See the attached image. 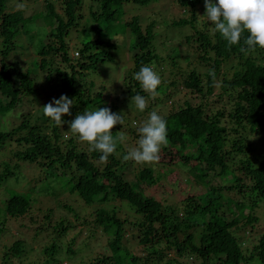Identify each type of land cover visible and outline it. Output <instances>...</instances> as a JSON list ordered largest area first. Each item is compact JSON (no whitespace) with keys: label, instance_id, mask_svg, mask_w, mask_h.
<instances>
[{"label":"trees","instance_id":"obj_1","mask_svg":"<svg viewBox=\"0 0 264 264\" xmlns=\"http://www.w3.org/2000/svg\"><path fill=\"white\" fill-rule=\"evenodd\" d=\"M8 1L0 0V187L21 168L40 169L41 175L32 176L23 192L0 199V264H56L52 236L66 232L69 223L60 218L53 227L47 224L56 209H71V200L95 204L91 222L108 236L112 255L98 256L94 264L114 259L117 264H183L182 255L188 262L198 257L201 264H250L255 259L264 264V49L243 51V39L228 47L214 26L198 27L195 9L202 0H175L192 13L188 19L165 18L162 33L155 31L154 20L143 24L137 17L120 18L124 3L143 6L157 0H55L59 8L44 0L40 14L49 23L45 43L21 67L22 61H6L32 20L23 8L7 11ZM119 47L129 59L127 69L118 63ZM72 50L78 55L70 56ZM108 62L115 64L120 79L110 96L104 89L109 83L96 88L89 72ZM145 65L162 79L154 98L134 79ZM183 89L198 101L168 106L165 100ZM137 94L150 105L134 113L140 126L154 109L168 108L161 115L168 143L159 160L148 165L124 160L123 141L101 160L67 123L57 126L43 114V107L61 95L73 101L71 115L62 117L66 121L104 108L108 101V108L120 114ZM223 96L227 103L215 109ZM25 105L29 110L13 122L10 117ZM123 121L112 129L116 138L125 137L124 130L136 131L125 117ZM158 165L188 168L200 191L186 190V183L193 184L189 179L177 184L178 174L171 170L156 174ZM167 172L170 184L182 185L184 191L174 192L162 182ZM163 189L175 193L176 201L160 202L157 194ZM24 220L39 223L27 233L33 239L41 236L46 245L28 246L25 232L8 231L14 223L27 229ZM130 241L137 251H128Z\"/></svg>","mask_w":264,"mask_h":264},{"label":"rangeland","instance_id":"obj_2","mask_svg":"<svg viewBox=\"0 0 264 264\" xmlns=\"http://www.w3.org/2000/svg\"><path fill=\"white\" fill-rule=\"evenodd\" d=\"M52 1L55 5L57 2L55 0H49ZM44 0H10L6 2L5 7L7 11H14L20 8H23L25 10L24 16L30 17L31 16V22L27 24V27L29 30L25 33L18 34V37L16 38V44L17 49L15 52H13L12 56L7 58L8 62H12L13 60H19L24 63V65H21V67L26 66L27 61H29L32 57H35V52L37 51L40 43H45V37L44 34L49 30V23L46 21L43 17V14H40L41 12H44ZM205 3L204 0H202L197 8L195 9L196 14V25L198 27H203V23L206 22V18L203 16L205 13L204 7ZM57 8L58 4H57ZM204 10V12L202 11ZM59 12H61V9H58ZM85 11V8H84ZM192 12L183 10L182 7H180L175 0H157L152 1L151 3L147 5H140V4H134L132 2H127L123 4L122 11L120 12V18L121 20H128L131 17H137L140 23L145 24V21L154 20L156 22L155 25V31H158L159 33L163 32V27H161V22L165 20V18H169L172 20L173 18H178L179 16H184L185 19H188ZM30 15V16H29ZM210 25L209 23H207ZM166 28V27H165ZM188 29V26L183 28L182 30L186 32ZM169 30L165 29V32L162 34V36H166L168 34ZM75 36V35H74ZM126 35L124 34V37ZM120 37V36H119ZM42 41V42H41ZM181 41V38H180ZM74 43H77L76 41L71 42V46L74 47ZM183 43V38H182ZM71 47V48H72ZM73 53L76 50H72ZM78 51V50H77ZM71 52L70 56L73 54ZM118 53V63L119 65L126 66L125 68H128L126 53L124 50V47H119L117 50ZM127 60V61H126ZM182 66L185 65V63H181ZM125 69V70H126ZM90 77H92L93 82L97 87H99V83L105 82V84L109 83V86L104 88L105 92H107V95L110 96L113 92H116L115 90L118 89V83L120 82V79L118 77V71L115 67V64L113 63H100L97 67V70L92 73L90 70ZM228 75H231L232 71H227ZM43 89L46 93L51 94L52 88L43 86ZM179 89H181L179 87ZM43 91L39 92V95L43 94ZM181 92H175L168 100H165L166 104L170 106V102L172 101H179V104H181L183 101L190 99V101L195 104V102L198 101L196 98V95H190L188 92H186L184 89L180 90ZM220 90H216V94H219ZM155 95H151V98H154ZM43 97V96H42ZM217 96L214 97L215 100ZM220 104H217V107L214 106L215 109L217 108H223L222 105L227 103L226 96H223ZM109 103V101H108ZM108 103H104L103 106L107 107L109 106ZM150 106L147 102L146 108ZM164 106V105H163ZM224 106V105H223ZM145 108V110H146ZM37 109L39 107L37 106ZM229 106L226 105L225 110H228ZM29 110V106L25 105L23 109H19V112H15L10 119L13 122H18L19 117L21 114H25ZM166 110L168 108L163 107V109L158 108L154 109L158 114L163 115L166 113ZM129 112V113H128ZM136 112V108L132 103H128V105H124L121 110H119V113L127 119L128 122L132 124L133 127L136 128V131L134 133L129 132L127 134L126 130L122 131V133L125 134V140L123 141V147L124 150L127 152L132 149L133 147L138 146V140H139V133L137 132V129L141 124H138L139 120L134 119V113ZM132 113V114H131ZM128 115V116H126ZM141 119V118H139ZM142 123V122H141ZM5 148H8L9 144L4 143L2 144ZM15 144H13L14 146ZM262 148L261 152H264V143L260 145ZM260 153V151L258 152ZM166 163L168 162V159L166 160ZM154 170L156 174L164 175L166 171L171 170L173 173H177V179L175 180L178 183H183L186 181V179H189L193 182L192 185L187 184L185 185L186 190L190 188V192L194 193L196 191H200L199 187L194 184V179L188 171V168L175 165H170L169 167H162L160 165L154 166ZM168 173V172H167ZM41 175L40 169H30L27 170L26 168H21L19 172L9 180H7L3 186L0 187V199L3 198V196H8L12 192L18 193L23 192V187L26 189V185L32 176ZM169 173L164 177V182L166 185L172 186L169 181ZM17 179V180H16ZM58 183L55 182L54 187L56 188ZM184 186H178L173 185L172 190L174 192H180V190L184 191ZM6 188V189H5ZM171 188V187H169ZM171 190V189H170ZM175 194V193H174ZM169 192L168 189L161 190L157 196L160 198V202L164 204H170L172 202H175V195ZM72 207L71 209H56L55 213L56 217L53 218L51 223H48L47 225L50 227H53L57 225L59 222L58 220L60 218H64L66 222L69 223L68 230L64 233H59L54 236H52L53 242L58 247V252L55 254V259L58 260L56 264H94V259H97L98 256H111L112 250H109L107 248V239L108 236L101 233L99 229L95 228L91 222V216L96 208L95 204L85 205L80 200H71ZM24 226L27 228H20L18 223L11 224L8 226V231L11 233L16 234L25 232L24 238L28 241V246L32 247H38V246H44L47 242L43 241L41 236L33 239L32 236H30L27 232L28 229H34L36 226H38L39 223L30 224L27 220H24ZM35 231V230H34ZM131 247L128 246V251L133 252L135 251V243L133 241L128 242ZM70 249L71 251H69ZM138 250V249H137ZM136 250V251H137ZM128 252V253H129ZM123 254H125V251L123 250ZM131 254V253H130ZM126 256V255H125ZM173 256V255H172ZM183 258V264H201V259L196 257L193 261L188 262V258L182 255ZM41 260V259H40ZM106 264H117L115 262V259L113 262H108ZM250 264H261L258 260H253Z\"/></svg>","mask_w":264,"mask_h":264},{"label":"clouds","instance_id":"obj_3","mask_svg":"<svg viewBox=\"0 0 264 264\" xmlns=\"http://www.w3.org/2000/svg\"><path fill=\"white\" fill-rule=\"evenodd\" d=\"M204 3L206 22L214 26L228 47L240 45L243 39V51L264 49V0H204ZM134 79L148 95H155L162 84L160 75L147 65L134 73ZM130 102L139 112H144L147 106L145 96L140 94L131 97ZM72 105V99L61 95L43 107V114L57 126L67 123L79 141L99 152L100 159L106 161L116 152L118 143L125 139L124 136L116 138L112 135L114 126L123 125V116L104 107L86 110L66 121L62 117L71 115ZM137 131L138 146L130 149L124 160L142 165L158 161L161 148L168 143L166 119L152 111Z\"/></svg>","mask_w":264,"mask_h":264},{"label":"built area","instance_id":"obj_4","mask_svg":"<svg viewBox=\"0 0 264 264\" xmlns=\"http://www.w3.org/2000/svg\"><path fill=\"white\" fill-rule=\"evenodd\" d=\"M77 55H78V52L75 51V52L73 53V56H77Z\"/></svg>","mask_w":264,"mask_h":264}]
</instances>
